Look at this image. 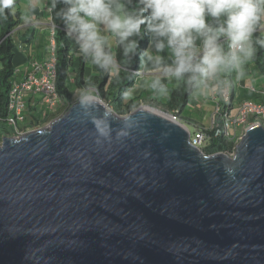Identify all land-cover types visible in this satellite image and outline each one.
I'll return each mask as SVG.
<instances>
[{
	"label": "water",
	"instance_id": "water-1",
	"mask_svg": "<svg viewBox=\"0 0 264 264\" xmlns=\"http://www.w3.org/2000/svg\"><path fill=\"white\" fill-rule=\"evenodd\" d=\"M0 264H264V127L230 159L160 112L78 100L3 138Z\"/></svg>",
	"mask_w": 264,
	"mask_h": 264
},
{
	"label": "clouds",
	"instance_id": "clouds-1",
	"mask_svg": "<svg viewBox=\"0 0 264 264\" xmlns=\"http://www.w3.org/2000/svg\"><path fill=\"white\" fill-rule=\"evenodd\" d=\"M13 2L14 0H0V11L11 8ZM63 3L65 7L58 11L56 16L63 20L66 33L73 37L78 45L79 49L73 55V57H77L76 64L78 57L82 55L86 60L90 59L92 64L102 71L110 73L111 76L118 75L119 67L112 51L110 36L102 33L106 32L114 36L116 44L122 45L124 55L128 56L138 46L135 40L129 41L128 38L139 35L141 25L147 24L148 30L156 38L154 47L157 53L167 48L172 57V64L163 65L162 58L159 55L154 56L149 52L145 53L147 61L152 62L157 69H161L170 78L185 81L187 85L191 86L193 91L191 96L197 92L201 94L211 93L215 102V110L211 115V120H209L211 125L195 121L189 116L190 119L186 118L185 111L190 100H188L184 111L179 108L170 111L166 108H163L162 111L148 108L168 116L172 121L185 127L189 132L191 144L204 154L220 153L230 159L234 158L237 146L242 141L246 130L259 124L264 127V118L251 116L244 126L230 131V137L233 138L239 135L238 139L229 140L224 135H215L216 129L211 130L212 127L216 126L217 128V125L222 123L217 110L218 107L229 106L232 109L231 114L234 116L238 112L239 105L244 101L264 102V89H262L260 98L244 99L235 105L236 91L232 87L231 76L228 74L235 71L236 78H242L244 76V65L252 60L256 54L255 45L259 44L264 47V39L253 40V34L261 30V26L264 24V0H142L143 7L136 15L122 14L123 6L115 3L114 0H63ZM50 6L49 9L46 7L47 13L56 8L57 0H52ZM144 12L148 13L147 17L142 15ZM208 17L211 18V22L207 21ZM25 23L23 20V24L18 27L19 29L16 28L17 30L13 31L14 38L17 32L22 31L21 28L24 27ZM48 23L50 26L52 25L49 28L51 34L48 39L51 40L48 45L49 48L47 47L48 57L40 59L35 56L27 57L29 55L27 54L22 58L23 61L27 60V62L21 67L16 65L14 80L8 94L7 113L6 115L0 113V147L3 138L20 139L32 131L49 126L53 120L67 111L48 121L47 123L50 124L47 126L42 127L43 124H33L37 116L46 117L63 103L56 88L57 57L53 38L54 24L52 20H48ZM101 25L103 28H101ZM197 40L200 41L199 45L196 43ZM15 41L16 44L17 42L20 43L22 50L30 47V43L26 39L20 41L19 38H15ZM225 44H227V50H225ZM18 50L22 51L19 48ZM34 63L42 66V69L36 70L33 66ZM48 63H54L56 70L53 85L57 101H53V97L46 91L36 90L35 88L28 90L26 88V81L29 77L35 75L37 78H41ZM133 73L139 75L138 70L133 71ZM224 74L227 75L224 76ZM16 85H19L21 104L18 103V107L20 117H23L22 120L17 119L16 102L18 99L13 91ZM150 87L160 95L168 93L167 85L161 83L159 78L153 80ZM224 91L230 93V105H227L223 100ZM98 95V91L97 94L94 93V85L86 84L80 91L79 101L85 109V114H89L95 100L99 98ZM124 95L132 98L129 97L128 92H125ZM39 96L41 99L37 100ZM99 100L102 102L100 98ZM102 103L108 108V103H106L107 105L104 102ZM139 107L146 106H138L131 112ZM234 111L236 113L233 115ZM11 116H14L16 120L15 125L9 124L8 119ZM208 116L210 117V115ZM188 120L195 127L193 133L187 124ZM93 123L100 138L108 139L111 137L112 129L109 126L107 117L94 118ZM204 128L207 129L211 139L197 145L194 143V137L199 129L203 130ZM124 134L123 132L120 133V135ZM218 137L226 139L231 147L215 153H206L204 151L205 147L212 139ZM99 142L100 140H97V143Z\"/></svg>",
	"mask_w": 264,
	"mask_h": 264
},
{
	"label": "trees",
	"instance_id": "trees-1",
	"mask_svg": "<svg viewBox=\"0 0 264 264\" xmlns=\"http://www.w3.org/2000/svg\"><path fill=\"white\" fill-rule=\"evenodd\" d=\"M19 0H14L11 8H5L0 11V113L6 115L8 105V94L11 88L12 81L16 71V60L18 61V50L13 31L23 24L21 18V11L17 9ZM51 7L48 5V9ZM63 0H57V6L52 11L47 13L48 20H52L54 24L53 38L56 45L57 57V80L56 88L58 94L63 101L62 105L53 113L46 115V117L37 116L33 121L34 125L45 124L51 119H54L64 113L70 105L74 102L73 92L70 90L69 80L72 78V85L77 89L82 90L86 84L94 85L101 97L109 101L113 110L120 114L126 115L133 109L139 106L138 99L128 98L125 92L130 94L134 85L136 84L137 74L133 71L140 70L141 59L146 53L150 44L151 32L147 28V24L141 25L139 35H133L128 38L129 41L135 40L137 48L134 52L125 56L123 53V46L117 44L116 49L112 50L115 54L118 63V75H110V73L100 70V73L94 78L85 77L86 59L80 55L73 57L74 52L78 50L73 37L66 33V27L63 20L56 16V13L64 8ZM143 7L142 0H124L123 1V14L136 15ZM144 17L148 16L147 12L142 13ZM211 22V18H207ZM263 25V24H262ZM262 27V26H261ZM30 29V28H29ZM35 29L27 35L26 40L31 44L34 40ZM51 34V33H50ZM223 40V38H221ZM264 39V34L258 30L253 34V40ZM127 43V41H126ZM227 50V44L224 45ZM257 51L253 60L256 67L264 73V47L259 44L255 45ZM20 57V55H19ZM25 56L22 55V58ZM172 62V59L170 60ZM133 70V71H132ZM72 71V72H71ZM73 74V75H72ZM191 86L187 85L185 81L180 80L178 87L171 91L166 104H162L163 108L173 110L179 108L182 111L187 106L188 100L192 94ZM166 105V106H165ZM231 147L226 139L218 137L212 139L208 146L205 147L206 153H215L225 148Z\"/></svg>",
	"mask_w": 264,
	"mask_h": 264
},
{
	"label": "crops",
	"instance_id": "crops-1",
	"mask_svg": "<svg viewBox=\"0 0 264 264\" xmlns=\"http://www.w3.org/2000/svg\"><path fill=\"white\" fill-rule=\"evenodd\" d=\"M123 1L124 0H114L115 3L121 4L122 6H123ZM48 5H49L48 0L43 1L42 4L40 3L39 0H35V1L31 0V6L29 8L30 15L26 19V23L22 29V32H19L18 38L20 41L25 40L27 35H29L30 32L33 31L34 28H36L35 36H34L33 42L30 44V47H27L29 50L25 53L23 51H20V54H19L20 57L19 55L17 56L18 61L16 60V65L19 67H21L25 62H27V60L26 61L22 60V55L25 56L27 53L29 54L27 55V57L35 56L40 59H44L48 56L47 47L49 48L48 45L51 39H48L50 36V33L48 29L49 23H48L47 11L45 12L43 9L44 7H48ZM41 6L43 7L41 8ZM40 30H42L41 34L40 32H38ZM261 31L264 34V24L261 27ZM109 36L111 37L112 35H109ZM115 39L116 38L114 37L113 42H110L112 45V50H114L117 47ZM155 41H156V38L154 37V34L151 33L150 44L146 52H149L154 56L159 55L162 58L163 65L172 64V62L170 61L172 57H171L169 50L166 48L162 52L157 53L154 47ZM196 43L199 45L200 41L197 40ZM88 63H89V59L86 60L85 77L94 78L96 75L100 73L101 69H99L92 63L91 64L89 63L90 64L89 67L92 68L91 72H89V70H87ZM141 63L144 64V68H142L143 66H141L140 64V70H139V75H138L139 77L137 78L138 80L136 81V84L131 90L129 97H133L138 100H141V99L145 100L144 98H147V99H150L152 103L154 102L160 103L159 101H157V97L161 95L154 89L149 90L152 81L159 78L161 83L167 85L168 93L166 95H162V96H167V98L169 97L173 88L175 89L176 87H178L179 81L175 80L174 78H170L161 69H157L156 66L152 62L147 61L145 55L141 59ZM228 74L231 76L230 81L232 83L233 89L236 91L235 92L236 97L239 94H242L247 97L244 99L260 98L259 97L261 95L260 92L262 89H264V73L256 67L254 60H250L244 65V76L242 78L237 79L235 71H232ZM225 75L227 74H224V76ZM254 82L255 83L257 82L258 85H256ZM197 94L199 96L198 97L199 101L204 102L203 105H200L199 109H204V106L207 102H210L211 104L214 103L212 95H210L211 93L201 94L197 92ZM152 95L153 96L155 95L157 97L149 98ZM207 117L209 118V116Z\"/></svg>",
	"mask_w": 264,
	"mask_h": 264
},
{
	"label": "built area",
	"instance_id": "built-area-1",
	"mask_svg": "<svg viewBox=\"0 0 264 264\" xmlns=\"http://www.w3.org/2000/svg\"><path fill=\"white\" fill-rule=\"evenodd\" d=\"M33 66L36 70H39L40 68L42 69V66L38 65L37 63H34ZM55 76L56 70L54 63H48L47 68L41 78H37L35 75H31L29 77V79L26 81V88L28 90H32L35 88L36 90L46 91L53 97V101H57V95L54 92L53 85V79ZM13 91L15 92L16 98L18 99L16 102V111L18 115L17 119L22 120L23 117H20V111L18 107V103L21 104L19 99V85H16ZM223 100L227 105L231 104L230 93L228 91L223 92ZM217 110L219 111V117L222 123H220V125H217V128L216 126L212 127L211 130L216 129L215 135H224L226 136V138H229V140H235L236 138H239V135L234 136L233 138L230 137V131L244 126L249 117L255 116L264 118V102L260 103L250 100L244 101L239 105L238 112L234 116H232V109H230L229 106H220L217 108ZM8 121L10 125L16 124L14 116H11ZM210 139L211 138L208 135L207 129H199L196 136L194 137V143L197 145H201Z\"/></svg>",
	"mask_w": 264,
	"mask_h": 264
},
{
	"label": "rangeland",
	"instance_id": "rangeland-1",
	"mask_svg": "<svg viewBox=\"0 0 264 264\" xmlns=\"http://www.w3.org/2000/svg\"><path fill=\"white\" fill-rule=\"evenodd\" d=\"M35 1V0H34ZM40 1V3L42 4L43 3V1H45V0H39ZM47 1V0H46ZM48 4L49 5H51L52 4V0H48ZM30 6H31V0H19V4L17 5V9L18 10H20L21 11V18L26 22V19L29 17V8H30ZM45 6V5H44ZM43 6H41V8H42ZM44 9V11L46 12V7H44L43 8ZM122 14H123V12H122ZM50 27H52V25L50 26V25H48V29L50 28ZM101 28H103V26L101 25ZM17 29H19V28H17ZM16 29V30H17ZM21 29H23V28H21ZM22 32V31H21ZM32 32V31H31ZM38 32H40V34L42 33V30H40V31H38ZM102 34H104V33H102ZM43 35V34H42ZM105 35H111V34H108V33H106L105 32ZM18 36H19V32H17L16 34H15V38L17 39L18 38ZM113 40H114V36H111L110 37V42H113ZM17 47L20 49V50H22V48H21V46H20V43L19 42H17ZM29 49H24V50H22L24 53L25 52H27ZM28 54V53H27ZM26 54V55H27ZM48 57V56H47ZM46 59V58H45ZM253 60V59H252ZM89 63L91 64L92 62H91V60L89 59ZM88 63V65H87V70H89V72H91V70H92V68L91 67H89L90 66V64ZM141 66H143L142 68H144V64L143 63H141ZM73 75V74H72ZM150 79V78H149ZM259 81V80H258ZM255 83V82H254ZM256 85H258V83L256 82L255 83ZM152 88L150 87V89L149 90H151ZM70 90L73 92V99H74V102H77L78 100H79V95H80V89H77L76 87H74L73 85H72V80H70ZM94 93L95 94H97V91L94 89ZM211 95V94H210ZM98 97L102 100V102H104L105 104L106 103H108V109L109 110H113V108L110 106V104H109V101H107L104 97H101V96H99L98 95ZM157 96H151V97H149V98H156ZM198 94L197 93H194L192 96H191V99H190V101H189V103H188V106H187V110L185 111V114H186V118H188V119H190V118H192L193 120H195V121H200L201 123H204V124H210L211 125V121H209V120H211L210 118H211V115L213 114V112H214V110H215V102L213 103V104H211L210 102H207L206 104H205V106H204V109H199L200 108V105H203V103L204 102H201V101H199V99H198ZM244 98H247L245 95H242V94H239L237 97H236V99L234 100V104L236 105L237 103H239V102H241ZM41 99V97L39 96V97H37V100H40ZM145 100H147V101H145V100H143V99H141V100H139V106H141V105H143V106H147V107H151V108H154V109H159V110H164L163 109V105L164 104H166L167 103V96H159V97H157V101H159L160 103H156V102H154V103H152L151 102V100L150 99H147V98H144ZM240 99H241V101H240ZM149 101V102H148ZM163 104V105H162ZM166 106V105H165ZM191 112H190V111ZM236 113V111H234L233 112V115ZM208 115H210V117L208 118V119H206V117L208 116ZM190 118H189V117ZM188 123V126H189V128H190V130H191V132L193 133V132H195V127H194V125H193V123L190 121V120H188L187 121ZM48 124H50V123H45V124H43L42 125V127H44V126H47Z\"/></svg>",
	"mask_w": 264,
	"mask_h": 264
},
{
	"label": "bare ground",
	"instance_id": "bare-ground-1",
	"mask_svg": "<svg viewBox=\"0 0 264 264\" xmlns=\"http://www.w3.org/2000/svg\"><path fill=\"white\" fill-rule=\"evenodd\" d=\"M96 100L100 102L99 98H97ZM146 107H147V106H146ZM147 108H148V107H147ZM147 108H146V109H147ZM148 109H150V108H148ZM150 110H152V109H150ZM165 117H166V115H165Z\"/></svg>",
	"mask_w": 264,
	"mask_h": 264
}]
</instances>
